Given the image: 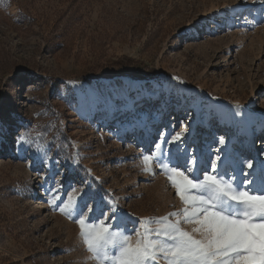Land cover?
I'll use <instances>...</instances> for the list:
<instances>
[{
	"label": "rangeland",
	"instance_id": "374dc122",
	"mask_svg": "<svg viewBox=\"0 0 264 264\" xmlns=\"http://www.w3.org/2000/svg\"><path fill=\"white\" fill-rule=\"evenodd\" d=\"M123 58L136 62L130 72L154 70L158 87L96 76L127 70L115 65ZM152 119L153 130L122 134ZM0 125V264H97L79 225L47 202L54 177L58 203L80 189L93 220L106 193L118 198L115 223L128 230L182 207L167 175L141 162L176 132L185 133L182 148L162 145L173 162L219 147L254 158L259 179L264 0H0ZM29 131L46 151L15 142Z\"/></svg>",
	"mask_w": 264,
	"mask_h": 264
},
{
	"label": "snow or ice",
	"instance_id": "6c2138e0",
	"mask_svg": "<svg viewBox=\"0 0 264 264\" xmlns=\"http://www.w3.org/2000/svg\"><path fill=\"white\" fill-rule=\"evenodd\" d=\"M3 132L0 125V135ZM184 135L176 132L170 140L161 138L153 152L141 156L142 171L155 175V162L175 188L182 207L162 217L138 218L132 230L117 227L120 205L111 193L102 198L104 207L93 220L96 209L91 203L80 208L85 195L80 189L73 188L72 195L58 203L63 185L53 178L47 202L79 225V235L91 253L89 259L97 264H264V161L259 179H254V158L222 156L219 147L207 156L185 150L183 162L179 157L173 162L162 145L175 142L182 148ZM42 139V135L32 138L30 131L17 132L15 142L35 145L41 152L46 151ZM216 143L224 146L225 137ZM74 163L79 165V160Z\"/></svg>",
	"mask_w": 264,
	"mask_h": 264
},
{
	"label": "trees",
	"instance_id": "16d2710c",
	"mask_svg": "<svg viewBox=\"0 0 264 264\" xmlns=\"http://www.w3.org/2000/svg\"><path fill=\"white\" fill-rule=\"evenodd\" d=\"M136 64V62L134 60H132L131 58H123L121 60H119L117 62V64H115L116 66H123V67H126L127 70H124V71H116V70H113L111 73H108V74H104L103 72H98L96 74V76H100V77H103L105 79H113L115 77H124V78H130L134 81H152V80H156V77L154 76L155 75V71L154 70H148V73L149 75L148 76H141L137 73H134V72H130V67L131 65H134Z\"/></svg>",
	"mask_w": 264,
	"mask_h": 264
},
{
	"label": "bare ground",
	"instance_id": "6f19581e",
	"mask_svg": "<svg viewBox=\"0 0 264 264\" xmlns=\"http://www.w3.org/2000/svg\"><path fill=\"white\" fill-rule=\"evenodd\" d=\"M132 82L133 83H136V84L137 83H141L139 81H132ZM151 83H152L153 86L158 87V84H157L156 81H152ZM84 99H85V95L82 94V93H79V95H78V101H82ZM153 99L154 100H157L158 98L157 97H153ZM92 102L95 103L94 100ZM78 115H79V117H83L85 115V113L83 111H79ZM154 122H155V119H152L149 122H144V123H141V124H138V125H128V126L122 128V134L125 136L126 133L133 132L134 130L136 132L145 131L146 130V127L147 128L149 127L150 130H153V128H154ZM202 124H203V128H206L208 126V122H206V121L205 122H202ZM234 128L235 129L237 128L236 125H235ZM254 141H255V138L253 137V135H251V143H250V145L253 144V143L255 144Z\"/></svg>",
	"mask_w": 264,
	"mask_h": 264
}]
</instances>
